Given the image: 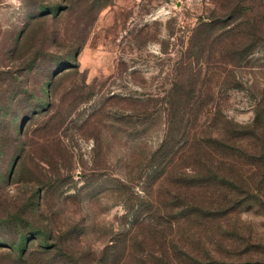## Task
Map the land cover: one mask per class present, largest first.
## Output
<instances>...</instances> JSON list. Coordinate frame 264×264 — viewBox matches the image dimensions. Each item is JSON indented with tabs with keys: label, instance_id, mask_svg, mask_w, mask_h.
<instances>
[{
	"label": "rangeland",
	"instance_id": "obj_1",
	"mask_svg": "<svg viewBox=\"0 0 264 264\" xmlns=\"http://www.w3.org/2000/svg\"><path fill=\"white\" fill-rule=\"evenodd\" d=\"M192 105L219 138L185 162L203 210L158 222L152 155ZM60 238L264 264V0H0V264Z\"/></svg>",
	"mask_w": 264,
	"mask_h": 264
},
{
	"label": "trees",
	"instance_id": "obj_2",
	"mask_svg": "<svg viewBox=\"0 0 264 264\" xmlns=\"http://www.w3.org/2000/svg\"><path fill=\"white\" fill-rule=\"evenodd\" d=\"M245 48V50H249L250 46ZM208 113V109L194 107V105L168 110L165 136L152 155V159L155 161L152 179L158 181L159 188L164 183H168V186L172 187L162 192L163 194L160 195L162 198L158 197V201H156L155 218L158 219V222L160 217L167 216L173 210H178L175 215L181 214V217L189 214L199 216L200 211L203 210L190 193L191 190H195L194 195L197 196L199 179L195 175L192 177L186 175L188 166L185 165V162L193 147L205 145V140L215 143L214 146L219 142L218 135H206L202 126L197 124L200 118L205 117ZM232 136L235 137L233 133L230 134V137ZM211 150L213 152L217 148L212 147ZM161 191H163L162 188L160 191L157 190V193L159 194ZM163 210L165 215L161 213ZM46 240L51 239L46 238ZM63 240L60 238V242H56L57 244L48 243L45 247L30 252L25 246L19 256L13 259L10 264H125L129 255L124 240L103 250L98 256L91 252L73 254L68 251L69 246L65 245ZM163 258L166 261V254Z\"/></svg>",
	"mask_w": 264,
	"mask_h": 264
}]
</instances>
